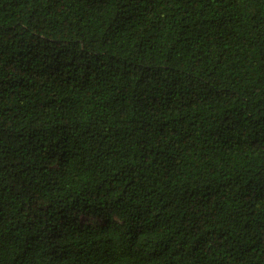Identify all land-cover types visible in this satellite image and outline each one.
<instances>
[{"label":"trees","instance_id":"1","mask_svg":"<svg viewBox=\"0 0 264 264\" xmlns=\"http://www.w3.org/2000/svg\"><path fill=\"white\" fill-rule=\"evenodd\" d=\"M0 264H264V0H0Z\"/></svg>","mask_w":264,"mask_h":264}]
</instances>
